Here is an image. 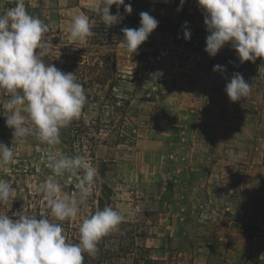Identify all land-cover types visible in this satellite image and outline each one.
<instances>
[{
  "label": "clouds",
  "instance_id": "clouds-1",
  "mask_svg": "<svg viewBox=\"0 0 264 264\" xmlns=\"http://www.w3.org/2000/svg\"><path fill=\"white\" fill-rule=\"evenodd\" d=\"M114 4L118 6L115 15L110 12ZM183 4L181 0L178 11ZM120 5L127 14L132 13L131 4H125L124 0H102L98 11L106 26L122 21ZM198 5L205 13L210 33L205 48L210 56L214 57L230 42L242 63L264 57V0H198ZM94 23L85 15H76L71 21L70 37L86 44ZM158 23L148 12H141L139 28L121 29L122 46L133 55ZM49 31L46 23L27 12L24 0H17L15 7L0 15V90L9 96L0 105L10 113L6 126L14 129L15 139L22 140L35 133L41 143L55 146L60 143V130L80 117L87 97L75 73H65L45 62L44 57L52 48L45 35ZM184 36L190 39L191 33L186 30ZM213 70L224 71L220 65ZM251 87L242 74L235 73L225 91L232 102H237L250 95ZM47 160L57 177L82 172L76 185L78 191L61 195L60 184L49 178L39 191L44 194L54 219H37L24 212L15 220L0 215V264H83L84 255H95L100 239L116 229L124 218L121 211L105 206L84 218L79 224L78 242H69L59 222L77 219L80 206L92 194L97 170L83 155L49 153ZM11 163H14L12 147L0 143V165ZM14 196L15 189L0 180V206Z\"/></svg>",
  "mask_w": 264,
  "mask_h": 264
},
{
  "label": "crops",
  "instance_id": "crops-1",
  "mask_svg": "<svg viewBox=\"0 0 264 264\" xmlns=\"http://www.w3.org/2000/svg\"><path fill=\"white\" fill-rule=\"evenodd\" d=\"M171 97L146 100L132 117L135 142L106 174L113 193L149 217L154 262L264 264L263 130L232 108L196 103L177 112ZM99 152L108 161L109 146Z\"/></svg>",
  "mask_w": 264,
  "mask_h": 264
},
{
  "label": "rangeland",
  "instance_id": "rangeland-1",
  "mask_svg": "<svg viewBox=\"0 0 264 264\" xmlns=\"http://www.w3.org/2000/svg\"><path fill=\"white\" fill-rule=\"evenodd\" d=\"M151 1L162 5L159 10L163 16L171 19L176 17L174 0ZM16 2L17 0H0V15L15 7ZM24 2L30 15L38 17L49 26L50 31L45 35L46 39L52 42L50 53L55 55L66 44L79 43L70 37L71 22L65 20L72 21L73 17L65 16V9L79 7L82 10L80 14L85 15L83 10L96 9L100 0H24ZM157 39L158 41L149 36L145 42L159 46L161 38L157 37ZM149 48L150 46L145 44L144 49ZM116 51L121 78L118 85L108 97L106 91H100L97 87L88 90L87 102L80 117L60 130V143L55 146L41 143L35 133L22 140L15 139L14 129L6 126V119L10 113L4 111L3 106L0 105V143L12 147L14 152V163L0 165V180L7 181L15 189L14 198L0 206V215H7L15 220L19 218L18 214L24 212L25 215L37 219H54L50 215L44 194L39 191L40 185L52 178L60 184L61 195H73L78 191L76 185L82 172L57 177L48 167L47 155L49 153L67 156L83 155L96 168L97 176L92 194L80 206L77 219L59 222L62 224L66 238L68 235L65 228L68 223L73 228L71 233L79 236L76 229L84 218L90 217L97 210H103L105 206H111L121 211L124 218L116 229L105 236L104 247L100 246L101 242L98 243L96 261L99 264H171V261L154 262L150 249L145 246L149 217L145 214L133 213L131 207L119 203L111 189V181L106 176L113 168L114 160H119L121 153L135 142L132 117L143 110L142 105L146 100H158L165 92H170L173 96L171 98L173 100L176 98L178 103L177 112H183L189 105L196 103H202L200 106L205 104L207 108H227V110L232 108L234 114L246 119L253 130L262 131L264 118L259 112L264 114V96L260 92L253 94L256 98L254 102L248 100H243L240 104L232 102L216 76L209 77L208 74L196 69L195 57L189 60L176 55L159 57L157 60L150 56L142 57L140 62L143 68L153 64L156 69L164 70L165 74L157 78L156 71L151 73L146 70L141 71L139 75L135 74L139 48L132 55L120 42ZM157 80L160 91L154 85ZM215 84L219 86L218 90L213 89ZM8 99V94L0 90V104L7 102ZM119 99L127 100L129 103L115 101ZM254 112L259 114L255 116ZM104 144L109 146L108 161L100 158L99 146Z\"/></svg>",
  "mask_w": 264,
  "mask_h": 264
},
{
  "label": "trees",
  "instance_id": "trees-1",
  "mask_svg": "<svg viewBox=\"0 0 264 264\" xmlns=\"http://www.w3.org/2000/svg\"><path fill=\"white\" fill-rule=\"evenodd\" d=\"M124 2L125 4H131L132 13L127 14L124 11L123 5H120L119 13L123 16V19L111 27L103 23L101 13L98 11L102 7V0H100L96 9L90 11L83 10L90 21L95 22L92 27V35L87 38V43L84 45L80 43L66 44L59 53L55 55L49 53L45 56V62L53 65L56 64V67L65 73H75L77 82L83 86L85 94L91 88L97 87L100 91H106V97H108L121 80L118 72V55L116 51L124 36L121 29L125 27L139 28L140 13L148 12L159 22L157 29L150 36L154 37L157 41V37H160L161 40L159 41V46H154L152 42H144L140 45L136 75L146 70L151 73L156 71L157 78L165 74L163 69H156L153 64H149L143 68L140 62L142 57L150 56L156 58V60L159 57L172 55L186 60L195 57L196 69L208 74L209 77L216 76L221 81L222 89L224 90L226 84L230 82L235 73L243 75L245 81L252 85V87L250 95L237 101L238 104L243 100L256 101V98L253 96L255 93L262 92L264 96V57L257 58L254 62L246 61L242 63L238 53L230 42L214 57L205 51L206 38L210 33L205 24V13L198 5V0H184L183 7L179 11L177 9L180 7L181 0H174L173 7L177 11L174 19L163 16L159 10V7L162 5L154 4L151 0H124ZM117 9L118 6L114 4L111 6L110 12L115 15L117 14ZM186 30L191 33L190 39H186L184 36ZM145 44L150 46V48L145 50ZM216 65H220L224 71H214L213 69ZM154 85L160 91L158 80ZM213 89L218 90L219 86L215 84ZM115 101L129 103V101L124 99ZM259 113L264 118V114L261 111ZM259 113L254 112V115L256 116ZM65 229L68 235L67 240L77 243L79 236L71 233L73 228H71L69 223ZM76 232H79L78 229H76ZM105 236L99 241L102 247L105 245ZM97 252L98 244L95 255H84L83 264H99L96 261Z\"/></svg>",
  "mask_w": 264,
  "mask_h": 264
}]
</instances>
